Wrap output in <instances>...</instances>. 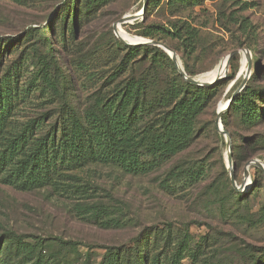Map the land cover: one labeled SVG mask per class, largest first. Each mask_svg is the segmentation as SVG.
<instances>
[{
  "label": "rangeland",
  "instance_id": "374dc122",
  "mask_svg": "<svg viewBox=\"0 0 264 264\" xmlns=\"http://www.w3.org/2000/svg\"><path fill=\"white\" fill-rule=\"evenodd\" d=\"M68 2L0 0V66L3 70L15 66L20 72V86L28 87L33 77V65L28 57L36 38L26 41V36L30 29L39 28L47 37L52 36L55 52L69 65L81 99H87L93 87L100 85L96 76L106 73L116 59L115 22L124 15L141 11L143 0H113L97 13L78 17L74 29ZM167 3L162 0L152 6L147 15L132 23H123L122 29L140 39L145 37L140 34V25L168 26L172 22H189L200 32L195 50L185 48L179 40L168 36L164 40L146 38L174 46L182 64L185 59L197 72L195 75L213 69L233 50L248 49L252 67L246 84L259 73L264 85V0H204L203 4L191 9H175ZM241 67L242 55L237 52L221 80L222 93L200 118L199 127L204 137L173 158L164 169L135 176L116 167L92 166L80 173L83 182L89 183L93 199L105 201L110 213L119 217V226L106 227L100 221L77 214L70 192L51 188L24 191L0 183V233L12 229L19 233L82 241L85 243L80 248L84 255L82 264L90 250L88 244L94 246L91 251L100 261L105 251L100 245L130 244L139 236L145 237L151 259L158 256L162 264H170L172 253L184 238L189 240L190 249L183 264H252L254 257H259V264H263L264 253L259 252L264 249L261 214L264 206V121L247 127L239 117H231L225 128L231 136L232 149L234 144L241 145L239 150L233 149V170L240 189L234 187L228 169L227 140L213 130L220 107L229 102L243 84L245 73L240 74ZM47 101L39 92H32L19 103L16 115L22 120L37 116L49 109L45 107ZM256 159L263 163V168L253 162ZM175 165H206L209 176L193 185L181 181L166 189L161 182ZM230 187L250 196L236 204L231 198L226 199ZM246 251L248 254L244 255ZM193 253L195 259L190 256ZM11 255L15 259L13 251Z\"/></svg>",
  "mask_w": 264,
  "mask_h": 264
},
{
  "label": "trees",
  "instance_id": "16d2710c",
  "mask_svg": "<svg viewBox=\"0 0 264 264\" xmlns=\"http://www.w3.org/2000/svg\"><path fill=\"white\" fill-rule=\"evenodd\" d=\"M68 1L74 29L78 17L97 13L113 0ZM166 1L175 9H191L204 2ZM161 2L149 0L146 15L152 6ZM138 27L145 37L164 40L168 36L191 50H195L200 40L199 30L186 21ZM26 38V41L36 38L28 57L33 65L28 87L20 86V72L15 66L7 70L0 66V183L24 191L51 188L70 192L77 214L100 221L106 227L119 226V217L110 213L105 201L93 199L89 183L83 182L80 173L92 166L116 167L135 176L164 169L204 135L199 127L200 118L218 99L223 84L189 83L162 48L147 44L125 45L115 38L116 59L106 73L96 76L100 85L93 87L87 99H81L69 65L55 52L52 36L47 37L39 28H32ZM184 68L190 75L197 73L185 59ZM262 80L259 73L254 74L232 100L223 116L226 129L231 117H239L247 127L264 121ZM32 92L46 97L45 107L49 109L22 120L16 115L19 103ZM213 130L222 138L216 126ZM240 148L241 145H233L234 151ZM208 176L206 165H175L161 184L170 189L173 183L187 181L193 185ZM249 196L230 187L226 199L241 204ZM261 212L264 218V206ZM146 242L145 237L139 236L130 244L100 245L105 249L100 261L91 251L94 246L88 244L90 250L83 264H162L158 256L151 259ZM83 244L74 239L7 229L0 233V264H82L84 255L80 248ZM189 249V240L182 239L172 253L170 264H183ZM12 251L15 259H12ZM259 253H264V249ZM190 256L195 259V253ZM258 258L254 257L252 264H259Z\"/></svg>",
  "mask_w": 264,
  "mask_h": 264
},
{
  "label": "water",
  "instance_id": "95a60500",
  "mask_svg": "<svg viewBox=\"0 0 264 264\" xmlns=\"http://www.w3.org/2000/svg\"><path fill=\"white\" fill-rule=\"evenodd\" d=\"M149 5V0H143V8L141 11L137 12V13H133V14H127L124 15L122 18H120L118 21L115 22L114 24V33L116 35V37L125 45H143V44H147V45H154V46H158L160 48H162L163 50H165L169 56L171 57V59L173 60L174 64L176 65L178 72L185 78V80L189 83H192L194 85H198V86H213L216 85L217 83H220L221 80L223 79L224 73L226 71V67L228 66L229 62L231 61L232 57L237 53V52H242L244 53V55H246L247 58V69L245 72V77H244V81L243 84L241 86L240 89H238L236 92L233 93V95L231 96V98L229 99V103L228 105L224 108L225 111H228L230 108V105L232 103V100L235 98V96L246 86V81L248 80L250 74H251V67H252V61H251V56L250 53L248 51V49H242V50H233L231 51L227 56H225V62L222 65V67L220 68V72L219 74L216 76V78L212 81L208 80V79H203L200 78L196 75H190L186 72L184 65L182 64V61L180 63V57L177 54V52L170 47L169 45H167L166 43L162 42V41H158V40H154V39H149L146 37H143L142 40L132 43V42H128L125 39H123L120 34H119V28L122 27L123 23H132L136 20H138L141 16H143L148 8ZM123 28V27H122ZM242 73V71L240 72V74ZM224 110H220L218 111V117L216 119V127L217 130L219 131V133H221L225 139L227 140V144H228V151H227V165H228V169L231 175V180L232 183L234 185L235 188H238L237 184H236V180H235V175H234V170H233V149H232V139L231 136L229 134V132L225 129L224 125L222 124V115ZM253 162H255L259 167L263 168V163L256 159Z\"/></svg>",
  "mask_w": 264,
  "mask_h": 264
},
{
  "label": "bare ground",
  "instance_id": "6f19581e",
  "mask_svg": "<svg viewBox=\"0 0 264 264\" xmlns=\"http://www.w3.org/2000/svg\"><path fill=\"white\" fill-rule=\"evenodd\" d=\"M119 34L120 36L125 39L126 41L128 42H132V43H135V42H138L140 40L143 39V37H141L140 39H138L137 37H131L130 35H128L123 29L122 27L119 28ZM135 41V42H134ZM241 55H242V67H241V71L242 73H245L246 72V69H247V58H246V55H244L243 51L241 52ZM225 62V57L222 59V61L217 65L215 66L213 69L209 70V71H206L204 73H200V74H197L196 76L200 77V78H203V79H208L210 81L214 80L216 78V76L219 74L220 72V68L222 67V65L224 64ZM181 63V61H180ZM228 101L224 103L223 106L220 107V110H224V108L228 105ZM225 113V110L224 112Z\"/></svg>",
  "mask_w": 264,
  "mask_h": 264
},
{
  "label": "built area",
  "instance_id": "2783aa9c",
  "mask_svg": "<svg viewBox=\"0 0 264 264\" xmlns=\"http://www.w3.org/2000/svg\"><path fill=\"white\" fill-rule=\"evenodd\" d=\"M227 112V111H226Z\"/></svg>",
  "mask_w": 264,
  "mask_h": 264
}]
</instances>
